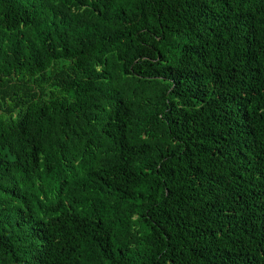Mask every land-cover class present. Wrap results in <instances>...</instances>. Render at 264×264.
<instances>
[{
  "label": "trees",
  "instance_id": "obj_1",
  "mask_svg": "<svg viewBox=\"0 0 264 264\" xmlns=\"http://www.w3.org/2000/svg\"><path fill=\"white\" fill-rule=\"evenodd\" d=\"M0 264H264V0H0Z\"/></svg>",
  "mask_w": 264,
  "mask_h": 264
}]
</instances>
